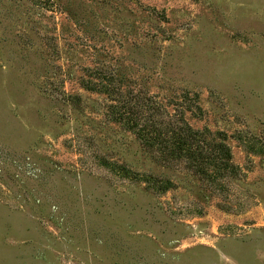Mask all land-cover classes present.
Wrapping results in <instances>:
<instances>
[{"label": "rangeland", "instance_id": "rangeland-1", "mask_svg": "<svg viewBox=\"0 0 264 264\" xmlns=\"http://www.w3.org/2000/svg\"><path fill=\"white\" fill-rule=\"evenodd\" d=\"M102 74L196 98L234 173L160 162ZM0 264H264V0H0Z\"/></svg>", "mask_w": 264, "mask_h": 264}, {"label": "trees", "instance_id": "trees-1", "mask_svg": "<svg viewBox=\"0 0 264 264\" xmlns=\"http://www.w3.org/2000/svg\"><path fill=\"white\" fill-rule=\"evenodd\" d=\"M102 75L103 78L100 77L105 80L103 83L106 85L105 89L115 93L116 97L109 106L112 117L125 122L143 147L156 154L160 162L168 165L186 162L187 167L201 178L212 177L209 169L213 167L220 171L221 177L227 173H234L235 168L230 163L229 148L219 143L217 145L219 154L212 147L209 153L203 131L193 130L186 122L184 111H191L194 115L202 112L198 104H192L196 98H191L188 93L183 94L184 102L174 105L182 106L185 103L186 108L175 107L174 111L170 112L155 96L143 95L141 92L136 93L131 90L123 92L119 85L111 88L116 82L113 75ZM84 86L89 90L98 88L97 84L90 81H86ZM161 185L163 191L171 187L168 182Z\"/></svg>", "mask_w": 264, "mask_h": 264}]
</instances>
